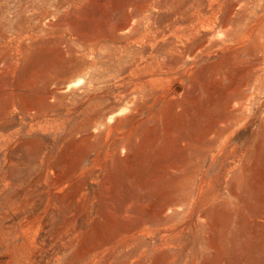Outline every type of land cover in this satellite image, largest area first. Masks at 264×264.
I'll return each instance as SVG.
<instances>
[{"label":"rangeland","instance_id":"374dc122","mask_svg":"<svg viewBox=\"0 0 264 264\" xmlns=\"http://www.w3.org/2000/svg\"><path fill=\"white\" fill-rule=\"evenodd\" d=\"M0 264H264V0H0Z\"/></svg>","mask_w":264,"mask_h":264}]
</instances>
